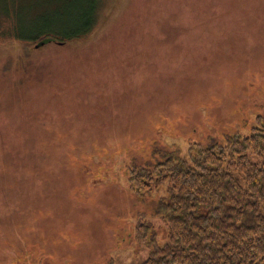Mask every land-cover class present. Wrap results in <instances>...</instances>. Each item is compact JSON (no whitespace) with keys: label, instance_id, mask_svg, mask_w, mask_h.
I'll use <instances>...</instances> for the list:
<instances>
[{"label":"rangeland","instance_id":"obj_1","mask_svg":"<svg viewBox=\"0 0 264 264\" xmlns=\"http://www.w3.org/2000/svg\"><path fill=\"white\" fill-rule=\"evenodd\" d=\"M39 2L60 31L97 8ZM98 5L66 45L0 39V264H143L171 186L140 197L132 172L264 126V0Z\"/></svg>","mask_w":264,"mask_h":264},{"label":"trees","instance_id":"obj_2","mask_svg":"<svg viewBox=\"0 0 264 264\" xmlns=\"http://www.w3.org/2000/svg\"><path fill=\"white\" fill-rule=\"evenodd\" d=\"M100 1L80 16V27L60 31L56 19L41 14L39 0H0V39L34 44V49L42 42L66 45L93 29ZM7 21L10 33L4 37ZM130 183L140 197L166 183L171 186L170 200L160 204L168 242L143 264H264V126L229 145L200 147L191 164L169 161L152 170H134Z\"/></svg>","mask_w":264,"mask_h":264},{"label":"water","instance_id":"obj_3","mask_svg":"<svg viewBox=\"0 0 264 264\" xmlns=\"http://www.w3.org/2000/svg\"><path fill=\"white\" fill-rule=\"evenodd\" d=\"M58 44H61V43H58ZM45 45V42H42V43H40V44H37L36 45V48H39L40 46H44Z\"/></svg>","mask_w":264,"mask_h":264}]
</instances>
